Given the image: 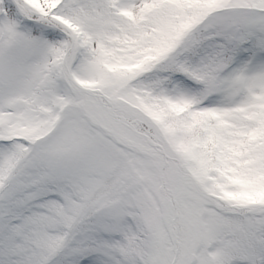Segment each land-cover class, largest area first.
<instances>
[{
	"label": "snow or ice",
	"instance_id": "1",
	"mask_svg": "<svg viewBox=\"0 0 264 264\" xmlns=\"http://www.w3.org/2000/svg\"><path fill=\"white\" fill-rule=\"evenodd\" d=\"M0 264H264V0H0Z\"/></svg>",
	"mask_w": 264,
	"mask_h": 264
}]
</instances>
